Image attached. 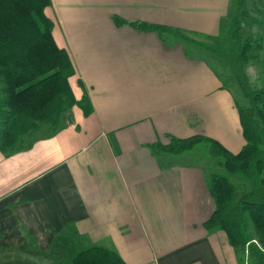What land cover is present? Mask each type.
Masks as SVG:
<instances>
[{"label":"crops","instance_id":"obj_1","mask_svg":"<svg viewBox=\"0 0 264 264\" xmlns=\"http://www.w3.org/2000/svg\"><path fill=\"white\" fill-rule=\"evenodd\" d=\"M232 1L49 0L52 39L87 111L73 105L55 133L0 152V264H42L57 237L73 255L99 246L125 264H240L223 231L202 227L214 209L203 167L151 147L201 134L236 153L235 98L200 54L131 25L211 38Z\"/></svg>","mask_w":264,"mask_h":264},{"label":"trees","instance_id":"obj_2","mask_svg":"<svg viewBox=\"0 0 264 264\" xmlns=\"http://www.w3.org/2000/svg\"><path fill=\"white\" fill-rule=\"evenodd\" d=\"M49 0H0V152L8 154L29 147L33 134L49 136L63 123L71 106L87 111L82 92L74 99L69 78L75 71L63 48L55 45L52 20L44 9ZM236 44L234 63L247 105L237 106L244 144L236 152L227 151L216 140L201 134L184 138L166 135L167 143L151 144L156 153L189 156L197 149V160L206 163L203 177L214 209L202 227L207 232L221 230L234 249L240 264H264V85L246 84L241 66L254 62L264 74V38L251 34L241 38L239 18L245 1L233 0ZM117 23H121L114 18ZM137 29L154 31L165 44L179 42L185 54L195 57L207 48L179 30L147 23H131ZM79 88L82 83L76 80ZM221 169V171L218 170ZM235 176L248 190L238 191L229 178ZM253 235L248 231V225ZM53 264H125L111 249L92 246L77 251L67 261Z\"/></svg>","mask_w":264,"mask_h":264},{"label":"rangeland","instance_id":"obj_3","mask_svg":"<svg viewBox=\"0 0 264 264\" xmlns=\"http://www.w3.org/2000/svg\"><path fill=\"white\" fill-rule=\"evenodd\" d=\"M244 10L242 16L239 18L240 29L237 34L243 38L248 34L253 36H261L264 38V4L262 0H244ZM233 15V4L229 7L227 18L221 22V28L219 34L215 37H195V39L205 45L207 48L200 49V56L207 62V64L217 72L219 79L223 86L228 88L233 97L235 103L239 107L247 105V100L244 98L241 90V84L238 78V70L234 63V57L236 53V44L230 37V32L234 29L229 17ZM241 71L245 75L246 84L252 88H260L264 85V74L261 67L250 62L246 65L241 66ZM198 151L194 149L189 156H169L170 160L195 163L201 167H205L206 163L198 162L197 158ZM221 171L220 168H218ZM233 183L237 186L238 191L248 190L246 183L242 182L235 176H229ZM248 231L253 235V229L251 225H248ZM65 239L57 237L52 246L41 252L42 264H53L57 260L67 261L73 254L61 246ZM36 249L29 246L28 250ZM81 249V247H77ZM37 250V249H36ZM35 260H38L35 257Z\"/></svg>","mask_w":264,"mask_h":264}]
</instances>
